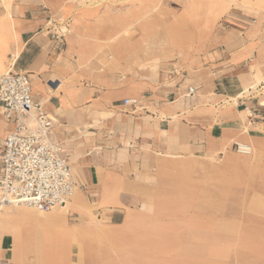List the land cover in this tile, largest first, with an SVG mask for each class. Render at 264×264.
Returning a JSON list of instances; mask_svg holds the SVG:
<instances>
[{
	"label": "crops",
	"instance_id": "1",
	"mask_svg": "<svg viewBox=\"0 0 264 264\" xmlns=\"http://www.w3.org/2000/svg\"><path fill=\"white\" fill-rule=\"evenodd\" d=\"M254 10L237 1L200 13L197 37L152 57L149 39H119L115 22L83 13L67 28L68 0H0V73L30 75L72 167L77 187L62 208L122 224L150 204L161 161L220 155L242 140L262 110L241 96L250 75H264ZM10 126L0 110V153Z\"/></svg>",
	"mask_w": 264,
	"mask_h": 264
},
{
	"label": "rangeland",
	"instance_id": "2",
	"mask_svg": "<svg viewBox=\"0 0 264 264\" xmlns=\"http://www.w3.org/2000/svg\"><path fill=\"white\" fill-rule=\"evenodd\" d=\"M237 1L264 20V0H68L67 28L83 13L86 21H112L123 27L117 38H147L145 53L157 57L175 40L197 37L191 25L200 13ZM250 76L241 96L262 110L238 140L251 146L249 155L233 146L164 159L150 204L122 224L80 221L68 205L0 206V264H264V75Z\"/></svg>",
	"mask_w": 264,
	"mask_h": 264
},
{
	"label": "built area",
	"instance_id": "3",
	"mask_svg": "<svg viewBox=\"0 0 264 264\" xmlns=\"http://www.w3.org/2000/svg\"><path fill=\"white\" fill-rule=\"evenodd\" d=\"M134 103L133 99L124 101ZM0 110L11 125L0 153V206L48 211L68 204L77 187L72 167L52 137L53 119L32 98L27 72L0 73ZM233 146L241 155L252 151L245 142Z\"/></svg>",
	"mask_w": 264,
	"mask_h": 264
},
{
	"label": "bare ground",
	"instance_id": "4",
	"mask_svg": "<svg viewBox=\"0 0 264 264\" xmlns=\"http://www.w3.org/2000/svg\"><path fill=\"white\" fill-rule=\"evenodd\" d=\"M252 149V148H251ZM41 219H42V217H41Z\"/></svg>",
	"mask_w": 264,
	"mask_h": 264
}]
</instances>
